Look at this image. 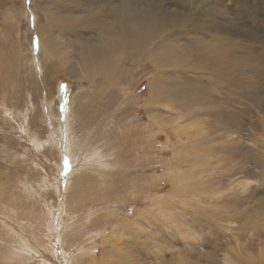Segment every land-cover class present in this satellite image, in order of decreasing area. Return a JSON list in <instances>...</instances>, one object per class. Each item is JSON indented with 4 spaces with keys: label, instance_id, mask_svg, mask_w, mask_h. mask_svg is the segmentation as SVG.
Masks as SVG:
<instances>
[{
    "label": "rangeland",
    "instance_id": "374dc122",
    "mask_svg": "<svg viewBox=\"0 0 264 264\" xmlns=\"http://www.w3.org/2000/svg\"><path fill=\"white\" fill-rule=\"evenodd\" d=\"M81 1L90 10L82 16L95 17L82 27L86 39L106 33L111 12L122 11L128 30L163 46V77L186 100L170 88L164 106L150 97L153 64L143 52L124 63L129 84L118 79L107 93L67 72L81 53L69 34L57 36L65 64H41L42 11L34 0H7L18 23L0 19V264H264V0ZM185 71L189 85L178 81ZM88 111L95 118L86 124ZM76 131L89 136L81 155ZM182 145L207 159L181 163L185 186L175 175ZM105 153L106 176L93 171ZM153 199L161 222L133 229L139 240H115L113 221L140 220L137 212L155 210Z\"/></svg>",
    "mask_w": 264,
    "mask_h": 264
},
{
    "label": "bare ground",
    "instance_id": "6f19581e",
    "mask_svg": "<svg viewBox=\"0 0 264 264\" xmlns=\"http://www.w3.org/2000/svg\"><path fill=\"white\" fill-rule=\"evenodd\" d=\"M6 1L7 0H4V2H2V0H0V4H1L2 8L4 9V10H0V14H1L0 19L3 22H9L10 21V22L16 24V23H18L17 22L18 21V19H17L18 14L16 12H18V11L11 9V8H8V6H4ZM34 2L36 4V6L38 7V9L40 11H42V15L44 16L45 22H46L45 24L39 25V28H38V31L41 34V36L44 35V38H43L44 40L42 39V37L40 40V51L42 53L41 59H40L41 64H42V61H44V60L49 62L52 59H56V58L61 60L63 62L62 63L63 65L65 64L64 59L68 55L60 52V48H61L62 44H64V43H62L61 40H59V38L57 36H58L59 32H62L64 34H69V36L78 39V45L76 46V48L80 49L81 53H78L79 57L77 59L78 60L77 62L79 63V68L76 69V67L66 65L65 68H67L66 69L67 72L74 71L78 77H81V78L83 77L84 79H87L88 81L92 82L94 84V86L99 87V89H101L102 91H105L107 93V92L111 91V87H109V86L116 83L118 79H120V83L123 86L124 85L127 86V84H129V83H127V81H124V79H123L126 76V74L129 73V71H130V69H128V67H126L124 65V63L129 59V57H134V58L136 57V59L142 60L143 55H141L140 53L143 52V54H147L146 55L147 58L153 64V70L149 73V76H146L148 78L147 85H148L149 91L151 93L150 97H153V98L160 100V102H161L160 104L162 106H164L165 103H163L164 102L163 96H168V97H172V98L174 97L173 93H170L168 90H165L167 88H170V89H173V91L175 92V95L177 96V98L179 100H181V101L186 100V97L184 95L185 94L184 88L181 89L180 84L178 82H177V85H178V87H177V86H175V84L173 82H172L173 83L172 84L167 79H165L163 77V76L168 74L167 71L161 67L162 64H160V62L165 59L164 58L165 52L162 51V49H161V48H163V46H160V45L153 43V37L151 35L142 34L143 32L140 34L134 33L131 31V28L129 29L131 31L130 32L127 29V27L125 26L126 23L128 22V19L122 11L119 12L115 9L116 11L114 10V12H116V13L111 12L113 19H111V22L108 25V29H107L106 33L98 32L95 35L96 37L86 39L85 38L86 36L84 35V34H86V31L83 32L82 27L88 26L89 24L95 22V17H92L91 15L82 16V13H84L86 11H90L86 7V5L83 1H81V0H34ZM81 17H84V18H81ZM115 41H117V43H115ZM134 43L139 44V45H135ZM81 44H82V47H81ZM155 45H157V46H155ZM134 50H136V52H134ZM57 51L59 52L58 54H57ZM123 72H125L124 75H122ZM187 72L188 71L183 72V76L180 75V77L178 78V81H180L182 84H188L189 85V84L193 83L194 81L189 80L187 78L185 79L184 75L187 74ZM171 86H173V87H171ZM14 95H15L14 92L12 94H10V96H9L10 100L13 98ZM115 95H117L116 91H115ZM108 97L111 98L110 96H108ZM181 101H179V103H181ZM94 103L88 102L87 107H91L92 104H94ZM145 104H148L151 106L153 103L151 104V101L149 99V101L147 100L145 102ZM166 107H168V106H166ZM82 111H83V108L81 109V112ZM147 111L151 115L153 112V107ZM78 114L79 113H76V116ZM81 115H82V120L83 119L86 120V124H88L89 119L95 118L94 111H92V112L88 111L87 113L83 112V114H81ZM150 118L154 122H156L153 117L150 116ZM119 126H121V125H119ZM88 127H89L88 125H85V128H86L85 132L89 130ZM145 127H147V124H145ZM136 128H138V127L136 126ZM138 129L144 130V129H142V127L138 128ZM106 130H104V131H106ZM78 132H80V135L78 134ZM98 133H99V131H98ZM86 134H85V136H84V134H82L83 135L82 136L81 131L75 132V136H77L78 143L75 146V150L74 149L73 150H74L76 155H79L81 153V147L88 141L87 139L89 138V136L86 137ZM103 135H106V133ZM121 136H122V134H121ZM103 139L105 140V141H103V143L106 142V143L110 144V141H108L107 136H103ZM199 141H200L199 142L200 144L206 143L205 139H200ZM98 142H101V141L99 140ZM103 147H104V145L100 146L101 149ZM108 147H109V145H108ZM108 147H107V150H108ZM190 147H192V145ZM112 149L114 150V148L112 147L109 149V151H111ZM187 149H188L187 145H185V146L182 145V147L176 148L174 150L176 152V155H178L177 165L175 166L177 168V169H175V171H176L175 175H177L180 178L181 186H185V182H186L185 174L188 173V168L185 170H184V168L182 169L181 163L185 162L187 156L192 157L191 164H193V165L198 163V162H200L198 164L202 165L204 163V160L207 161L206 158L200 159L198 157L197 154H199L200 150L196 149L192 154H187V152H186ZM76 155L74 156L75 158H77ZM105 157H106V153H105ZM187 160H189V159H187ZM82 167L87 169L86 165L85 166L82 165L81 168ZM95 170H97V172L99 170H102L103 174H105V176H106V174L109 173L110 167H109V164L107 163V157L105 160H101L98 163V167H95L93 171H95ZM196 171L199 172L198 169L194 170V172H196ZM82 172L87 173L89 171L83 170ZM91 173H93V172H91ZM188 176H189V174H188ZM104 177L102 179H104ZM79 180L82 183L81 176L79 177ZM100 181H99V183H100ZM105 182H106V180H105ZM107 183H108V180H107ZM107 183L103 184L104 187L108 186L110 188L109 183L108 184ZM100 188H101V186H100ZM89 189H90V191H92L91 187H89ZM184 194L185 193H178L177 195L183 196ZM2 195H3V190L1 189V186H0V197ZM177 195H176V198H177ZM13 197H11L10 200L12 202H16V200ZM70 197H71V194H70ZM108 197H109V195H108ZM150 197L152 198V196H149L145 199H149ZM175 200H179V198H177ZM184 200H186V198L185 199L183 198V201ZM152 201L154 203L155 210H153L152 207L150 206V207L144 209L143 211L137 212L138 218H141L140 220L135 221L133 223H129V224H127V223H115L114 222L115 220L113 221L114 224L112 226L111 233L113 234L115 240H117V238L121 237L122 235H126V234L131 235V236L133 235L136 237L135 240H139L140 236H142V235H140V234H142L140 231L141 230L143 231L144 223L149 226V221L152 218L155 220L154 224L156 223V221L161 222V220L157 219L156 217L159 214L164 213V210L162 209L160 203L156 199H153ZM183 201H182V203H183ZM9 204H11V203H9ZM170 212H171V210L168 211L169 214H171ZM165 213H167V212L165 211ZM14 214H16V213H14ZM254 216L255 215L251 214V216H249L248 218L252 219V217H254ZM9 217H11V216H9ZM153 219H152V221H154ZM131 220H132V218L129 221H131ZM136 228H139L141 230L139 232L134 230L135 231L134 232L133 229H136ZM121 232H122V234H121ZM143 233H145V231ZM18 239H21V238H18ZM124 243H125V241H124ZM26 244L21 243L20 245L24 246ZM235 244H237V243H235ZM125 246H126V243H125ZM122 250L119 251V254H121V251L122 252L125 251V249H122ZM261 252L264 255V248H261L258 251V253H261ZM123 256H126V255L123 254ZM246 256H250V253L246 254ZM263 258H264V256H263ZM226 259H228L227 254H226ZM124 261H126V259L123 260V263H124ZM233 262H231V263L235 264ZM181 263L184 264V262H181ZM229 263L230 262L228 259V264ZM185 264H191V263H190V261H188V263H185Z\"/></svg>",
    "mask_w": 264,
    "mask_h": 264
}]
</instances>
